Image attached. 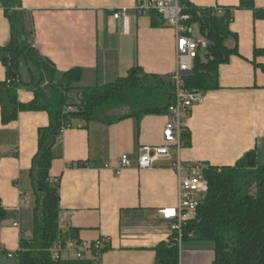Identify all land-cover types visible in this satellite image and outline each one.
Returning <instances> with one entry per match:
<instances>
[{"label":"crops","instance_id":"0c3cea01","mask_svg":"<svg viewBox=\"0 0 264 264\" xmlns=\"http://www.w3.org/2000/svg\"><path fill=\"white\" fill-rule=\"evenodd\" d=\"M21 1L30 41L55 65L59 78L80 67L86 71L84 83H91L86 85H104L140 67L169 80L178 66L174 29L165 23L154 26L151 15L137 14L132 8L136 0ZM186 1L232 9L230 29L238 35L240 52L220 66L219 88L201 92V100L184 119L191 144L173 149L171 160L140 169V149L163 144L167 114L146 115L140 122L130 117L113 124L75 119L74 127L62 133V155L52 162L50 176L59 184L60 214L73 213L64 225L78 228L82 243L106 239L102 264H156L154 247L168 242L171 235L160 210L179 201L173 160L227 166L256 150L258 164L264 165V71L258 66L264 56H255L256 48L264 49V18H257L252 8H240L242 0ZM253 3L256 9H264V0ZM124 7L128 14L114 18ZM10 39L11 26L0 3V47ZM204 43L199 48L202 57ZM228 44L234 47L235 39ZM20 75L30 81L24 59ZM5 79L6 68L0 61V82ZM18 96L29 102L34 93L22 88ZM49 121L46 111H22L16 121L4 125L0 103V197L4 208L15 213L0 226V243L8 252H16L22 235L32 230L27 227L33 221L35 200L30 170L38 151L39 128ZM123 155L131 164L118 174ZM79 161L87 166H71ZM215 256L209 246L185 252L183 262L212 264ZM2 257L15 256L0 253Z\"/></svg>","mask_w":264,"mask_h":264},{"label":"trees","instance_id":"16d2710c","mask_svg":"<svg viewBox=\"0 0 264 264\" xmlns=\"http://www.w3.org/2000/svg\"><path fill=\"white\" fill-rule=\"evenodd\" d=\"M0 3L11 26L9 44L0 47V61L6 68V79L0 82L2 123L16 121L22 111H46L50 120L39 128L38 151L30 170L35 197L33 227L30 234L22 235L14 256L18 264H94L90 257L53 255L58 246L64 249L70 242L82 243L78 228L60 222L59 184L50 176L53 160L62 155L61 130L74 127L75 119L113 124L130 117L140 122L146 115L167 114L174 100L173 83L140 67L104 85L83 84L86 71L80 67L59 78L55 65L42 57L30 41L22 1ZM181 3L190 15L187 24L198 27L206 49L205 57L198 52L191 73L184 77L186 86L198 93L217 89L220 66L233 55H240L238 35L230 29L232 9L199 7L186 0ZM243 7L252 8L257 18H264V9H256L253 0H242L240 8ZM149 15L154 26L165 23L157 12ZM191 35L202 44L193 32ZM230 38L236 41L234 47L228 44ZM258 55L264 56L263 48L255 49V56ZM22 59L29 82L20 75ZM258 66L264 71V63ZM22 88L34 93L31 101H20L18 93ZM68 106L72 111H67ZM119 110L122 112L116 115ZM183 139L185 146L191 144L189 131H184ZM71 166L86 167L87 163L79 161ZM204 174L209 188L197 217L184 224L182 244L173 233L168 242L154 247L156 264H180L181 245L186 242L212 246L216 255L212 264H264V165L258 164L257 151L247 152L234 165H205ZM14 217L15 213L4 208L0 197V226ZM106 250L105 245L102 253Z\"/></svg>","mask_w":264,"mask_h":264},{"label":"built area","instance_id":"2783aa9c","mask_svg":"<svg viewBox=\"0 0 264 264\" xmlns=\"http://www.w3.org/2000/svg\"><path fill=\"white\" fill-rule=\"evenodd\" d=\"M137 14H149L157 12L164 20L165 24L171 26L176 34V53L178 66L171 75L174 86V100L167 113V122L163 129V144L158 146L145 145L140 149L138 156V166L140 169H150L157 166L163 160L172 159L173 149L180 150L185 146L183 139L184 119H186L194 105L201 100L200 93L189 90L186 86L185 76L187 71L192 70L193 61L198 56L200 44L191 35L192 28L187 24L190 15L184 12L181 0H136L132 7ZM128 14V8H122L114 13V18L120 19ZM68 106L67 111H72ZM67 128H63L61 132ZM131 162L128 155H123L121 167L118 174ZM171 168L178 176L179 201L175 207L160 210L161 217L168 222L171 234H176L177 240L182 244L184 229L187 220L197 217V210L209 188L208 179L204 174L205 166L198 164H186L177 159L171 162ZM73 217V213L60 214V222L64 225L65 218ZM14 225H18L15 222ZM106 239L100 238L93 243L74 242L68 243L66 248L57 247L54 257L64 256V253L75 252L76 258L90 257L94 259V264H102V248ZM7 252L9 258L14 257L13 252H8L4 245L0 243V253Z\"/></svg>","mask_w":264,"mask_h":264},{"label":"rangeland","instance_id":"374dc122","mask_svg":"<svg viewBox=\"0 0 264 264\" xmlns=\"http://www.w3.org/2000/svg\"><path fill=\"white\" fill-rule=\"evenodd\" d=\"M192 31H193V34L196 36V38H199L200 40H202L203 42H205L204 38L201 36L200 32H199V29L196 25H194L192 27ZM205 44V43H204ZM202 45L201 46V52H204V49H205V45ZM83 84H91V83H84ZM122 111H116V115L120 114ZM34 203H35V200H34ZM29 227V230H31V228L33 227V221L31 220V222H29V225L27 226ZM209 245L208 244H195L193 245V242H186L184 243L183 245H181V264H184L183 262V257H184V253L185 252H188V251H191V250H205V249H208ZM75 255V252L74 251H71V252H68V253H64V255ZM1 260V263L0 264H18V259L16 257L12 258V259H7V258H0Z\"/></svg>","mask_w":264,"mask_h":264},{"label":"water","instance_id":"95a60500","mask_svg":"<svg viewBox=\"0 0 264 264\" xmlns=\"http://www.w3.org/2000/svg\"><path fill=\"white\" fill-rule=\"evenodd\" d=\"M190 73H191V70L187 71V74H190ZM192 92L197 93L196 91H192Z\"/></svg>","mask_w":264,"mask_h":264}]
</instances>
